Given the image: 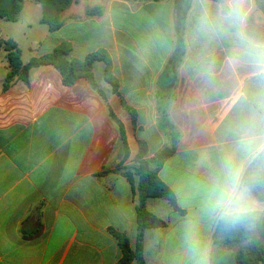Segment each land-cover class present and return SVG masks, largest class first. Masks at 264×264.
Returning a JSON list of instances; mask_svg holds the SVG:
<instances>
[{
  "label": "crops",
  "instance_id": "crops-1",
  "mask_svg": "<svg viewBox=\"0 0 264 264\" xmlns=\"http://www.w3.org/2000/svg\"><path fill=\"white\" fill-rule=\"evenodd\" d=\"M177 2L74 0L54 32L23 24V42L2 30L16 22L0 20L2 38L20 46L24 63L63 42L72 45L73 59L104 49L119 82L118 96L104 79V63H96L102 97L86 78L68 86L46 65L30 70L29 83L16 78L5 89L8 59L0 48V264H117L122 253L112 230L135 246L137 184L115 172L133 165L138 151L122 102L137 112V134L147 142L149 158L172 151L159 176L179 209L164 199L148 200V210L166 225L146 230L145 264H194L184 241L189 228L198 231L209 264H241L235 250L214 244L218 222L201 206L231 150L220 130L244 118L259 85L248 68L229 62L224 46L194 39L199 0H193L183 28ZM136 24L148 25L143 42L135 36ZM250 26L264 32L261 0H253ZM208 61L214 62L211 80L193 70ZM110 110L127 129L128 159ZM253 196L264 205L254 190Z\"/></svg>",
  "mask_w": 264,
  "mask_h": 264
},
{
  "label": "trees",
  "instance_id": "trees-1",
  "mask_svg": "<svg viewBox=\"0 0 264 264\" xmlns=\"http://www.w3.org/2000/svg\"><path fill=\"white\" fill-rule=\"evenodd\" d=\"M28 0H0V20L5 22H17ZM40 5L45 11L51 10L50 17L43 16L42 22L49 25L52 32L61 27V14L66 11L74 0H31ZM150 1V0H140ZM160 1V0H154ZM177 16L179 22L185 23L188 12L192 7L193 0H178ZM91 13V11H89ZM6 45L8 59V73L4 83L7 89L16 79H22L29 83L30 70L33 68L53 65L62 75L65 85H73L80 77L88 80L93 89L102 97L104 94L94 73L96 63L103 62L104 79L112 87V93L119 96V82L114 75L113 59L109 51L100 49L87 55L84 59L71 58L72 45L63 42L52 52L40 57L32 58L27 63L22 59V49L14 40H2ZM125 111L130 116L133 140L137 144L138 151L133 159L134 164L119 165L115 172L124 176L133 186L137 184V213L138 233L135 246L128 235L112 230L111 233L117 239L122 256L117 264H145L143 240L148 228L164 227V219L156 216L147 208V202L151 198L167 200L174 209H179L174 192L160 178L159 172L172 151L164 149L154 157L149 158V148L146 141L140 139L137 134V112L125 104ZM110 116L119 128L120 138L123 143L126 158H129L130 140L124 123L110 110ZM105 173V172H104ZM256 197L264 201V184H256L253 188ZM214 244L236 251V258L241 264H264V214L257 215L255 219L245 220L240 224L231 225L218 222L214 235Z\"/></svg>",
  "mask_w": 264,
  "mask_h": 264
},
{
  "label": "clouds",
  "instance_id": "clouds-1",
  "mask_svg": "<svg viewBox=\"0 0 264 264\" xmlns=\"http://www.w3.org/2000/svg\"><path fill=\"white\" fill-rule=\"evenodd\" d=\"M253 0H199L193 21L194 39L224 46L230 63L249 69L259 91L246 107L243 119L226 123L220 138L230 144L219 170L208 187L201 211L213 221L237 225L264 214V205L253 196L264 184V32L250 26ZM213 61L194 66L211 80ZM184 241L194 264H209L195 228L185 231Z\"/></svg>",
  "mask_w": 264,
  "mask_h": 264
},
{
  "label": "rangeland",
  "instance_id": "rangeland-1",
  "mask_svg": "<svg viewBox=\"0 0 264 264\" xmlns=\"http://www.w3.org/2000/svg\"><path fill=\"white\" fill-rule=\"evenodd\" d=\"M261 1H263V3H264V0H261ZM50 12H51V10L45 11L42 9V7L40 5L35 4L31 0H28L24 4V10L20 15V19L16 22L17 23L16 25H18V26H6V27L2 28V30L5 34H9L11 36H14L15 38H18L21 42H23V40L25 41L23 24L31 23L34 25L35 28L45 27L47 29L49 27V25L48 24H46V25L41 24L40 20L44 15H46L49 18ZM142 16L140 18H142ZM8 25H15V24L9 23ZM135 26H136L135 36H139V39L142 42L145 41L147 39V37L145 36L146 35L145 29H146V26H148V25L147 24H136ZM164 28H165V26L163 23V17L161 15H159L158 29H159L160 39L166 38V32H165ZM2 40H4V39L2 38V35L0 33V48L5 49L6 45L2 42ZM23 48H24V52H25V58H28L29 57L28 56V54H29L28 45H26V43H24ZM134 157H133V159H134Z\"/></svg>",
  "mask_w": 264,
  "mask_h": 264
}]
</instances>
